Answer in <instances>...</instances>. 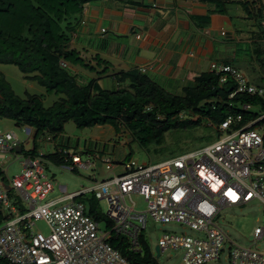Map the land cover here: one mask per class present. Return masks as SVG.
Instances as JSON below:
<instances>
[{
  "label": "built area",
  "instance_id": "built-area-1",
  "mask_svg": "<svg viewBox=\"0 0 264 264\" xmlns=\"http://www.w3.org/2000/svg\"><path fill=\"white\" fill-rule=\"evenodd\" d=\"M258 4L264 39V8ZM208 72L218 77L219 85L227 78L234 83L228 98L247 94L264 100V90L250 86L231 66L211 63ZM249 108L241 106L245 111ZM262 120L264 113L199 151L157 164L136 165L127 160L121 164V175L44 204H39L40 200L52 189L43 174L42 160L24 157L20 175L7 178V184L24 201L28 212L0 227V259L8 264H130L106 241L111 234L123 235L129 249L137 252L139 234L148 217L153 223H175L196 234H163L157 240L158 256L167 250L179 252L175 264L216 261L223 246L227 248L228 264H264V250L234 245L217 223L224 208L242 206L251 200L264 206V133L254 129ZM232 122L238 124L240 117L226 116L218 123L217 131L228 130ZM15 144L10 134L0 132V154L8 153ZM62 156L64 163L70 158L76 168L94 163H81L68 151H62ZM96 159H100L105 170L115 167L107 158H92ZM6 191L0 182V212L9 207ZM86 192L107 204L104 217L109 229L104 233L98 230L97 221L88 216L85 205L76 200ZM131 194L142 198L143 212H135L133 204L128 206L126 199ZM36 220L47 226L46 236L32 229ZM252 236L254 240H264V227H254Z\"/></svg>",
  "mask_w": 264,
  "mask_h": 264
},
{
  "label": "trees",
  "instance_id": "trees-1",
  "mask_svg": "<svg viewBox=\"0 0 264 264\" xmlns=\"http://www.w3.org/2000/svg\"><path fill=\"white\" fill-rule=\"evenodd\" d=\"M93 1L0 0V65L15 67L25 82L34 83L44 91V95L24 93L19 97L0 73V120H9L14 127H24L28 132H23L27 138L24 143L31 145L28 149L15 139L20 148V159L37 155L40 149L36 143L38 137H42L39 141L57 138L67 122L79 130L108 126L115 135L123 128L144 147L159 144L167 131L194 128L200 119L216 126L226 116H239L238 124L243 126L258 118L254 113L242 110V105L264 110V100L257 96L235 94L228 98L235 88L234 83L227 78L219 85L218 77L209 72L199 74L181 94L174 95L151 81L144 74V68L114 71L97 57L93 59L94 67H90L89 62L72 49L71 41L83 23L80 16L84 6ZM209 1L224 3L222 0ZM252 8L261 20V7ZM76 65L99 77L107 74L110 78L108 89H102L97 78L77 81L75 71L68 70ZM48 95L56 98L44 107L42 98ZM8 154L15 159L18 156L13 149ZM42 158L54 166L64 164L56 151L42 154ZM6 177L0 168L3 186L8 182ZM77 200L85 205L88 216L98 221L91 200H85L83 196ZM101 219L107 224L104 216ZM2 220L0 212V222ZM106 242L130 264H156L140 234L137 252L129 249L123 235L111 234ZM0 264L8 263L0 259Z\"/></svg>",
  "mask_w": 264,
  "mask_h": 264
},
{
  "label": "rangeland",
  "instance_id": "rangeland-1",
  "mask_svg": "<svg viewBox=\"0 0 264 264\" xmlns=\"http://www.w3.org/2000/svg\"><path fill=\"white\" fill-rule=\"evenodd\" d=\"M259 1L264 8V0ZM228 9L231 18H236L238 9ZM224 22L226 24V29L232 27L226 22V20ZM234 24L236 27L241 29L244 28V25H242L241 21L239 20L235 21ZM225 28L223 31H225ZM253 30L257 32L256 26H253ZM82 38L83 37L80 35L79 29H76V34L72 38L73 43L71 44V47L72 49L79 48V50L75 49L78 51V54L82 52L80 49H83L84 52L81 54L84 57H87V61L90 60V56L87 52H85L87 49L84 45L80 47ZM87 51L90 50L88 49ZM245 54L248 55V53ZM258 59V61L264 60V57L262 59L258 57ZM252 60H254L253 57ZM231 61L232 62H229V66L236 70L238 69V71L243 75L245 81L250 86L260 89L259 81L253 79L254 74L251 71V68H248L247 65L243 63L241 57L238 56ZM251 63L254 67L257 66L253 61H251ZM72 68L77 70L75 72L77 81L85 82L88 79L87 77L94 78L93 73H90V71L83 66H71L70 69L68 68L69 72H74ZM0 73L9 83L15 95L19 97H23L24 93L30 95H44V91L41 87L34 83L25 82L22 79V75L16 70L15 67L10 65H0ZM255 83L259 86H255ZM100 87L104 90L108 89L103 88L102 86ZM112 89H114L113 86ZM55 98L56 96L54 95L43 96V106H49L53 101H55ZM247 112L254 113L257 117H259V115L264 113V110L259 109L257 106H253L250 107ZM256 120L257 118L254 121ZM217 125H209L206 120L200 119L199 125L195 126L194 128L167 131L162 135V139L159 144L152 143L141 147L134 139L131 138L129 132H125L123 128L120 129L121 132L115 135L108 126H103L100 129L91 128L79 130L76 129L72 123L67 122L64 124L62 134L57 136V138L52 139V143L56 145L67 146V149L80 156L81 163H85L86 161L93 163L92 157L103 156L108 158V160L113 161L115 167L109 171L105 170L99 159L94 161L93 166H88L87 168H75L72 171L66 170V166L61 167L51 164H44L42 167L43 174L46 181L51 185L52 191L48 192L44 198L40 200L39 204L54 201L63 195L89 190L100 182L112 179L113 176L121 175L123 173L121 164L126 161L127 156H129L128 159L133 161L136 165L157 164L164 160L171 159L186 153L199 151L200 149L216 142L219 137L221 138L226 134H232L237 129L242 127L241 124L232 122V125L228 130L219 132L217 131ZM23 129L24 127H14L9 120H0V132H10L18 139L19 142L22 143L23 148L26 150L31 145L30 142H28V144L24 143L27 138L23 133ZM254 129L258 133H264V123L259 124V126H255ZM41 139V136L38 137L36 143L38 146H40V151L43 153H48V145H46L47 147H43L42 144L45 143V139L39 141ZM86 151L89 152L84 154ZM19 157L20 155H18L15 159L13 158L12 154H0V163H2L1 168L6 170L8 179L18 174L20 169L18 164L20 160ZM6 195L8 198V206L12 207L13 210L11 211L8 207L7 209L1 211L4 220L0 222V227L3 226L6 221L14 219L28 212L24 201L17 197L14 190H7ZM83 199L91 200L93 203L94 212L99 217L97 221L98 230L101 233H104V231L109 229V225L105 224L101 219L103 216H105L107 211L106 202L104 200L95 199L92 192L83 193ZM126 203L128 206L133 204V210L135 212H143L145 210V203L143 202L142 198L135 194H131L129 199H126ZM217 223L225 232L228 240L234 245L240 247H249L257 251L264 250V240H254L252 236V230L254 227H264V206L257 200H251L250 202L238 207L224 208L219 212ZM32 229L34 231L40 232L44 236L48 234V228L42 220L34 221ZM163 234H175L179 236L187 235L190 237L196 236L194 232L190 231L184 226L175 223H153L147 217L145 228L141 231L140 235L156 264H173L179 254L177 251L167 250L155 258L154 247L157 240ZM227 254V248L223 246L222 253L220 254L218 260L211 261L206 264H228Z\"/></svg>",
  "mask_w": 264,
  "mask_h": 264
},
{
  "label": "crops",
  "instance_id": "crops-1",
  "mask_svg": "<svg viewBox=\"0 0 264 264\" xmlns=\"http://www.w3.org/2000/svg\"><path fill=\"white\" fill-rule=\"evenodd\" d=\"M222 1L95 0L84 6L80 16V47L90 50L85 51L90 67L97 57L114 71L144 68L151 81L174 95L181 94L193 78L207 73L211 63L229 65L239 56L259 81L260 86H255L264 90V60L258 61L264 57V39L260 18L252 8L260 1ZM228 8L238 9L237 19L231 18ZM225 20L231 28H225ZM234 20L241 21L244 28L236 27ZM106 75L94 73V78L107 88L110 78Z\"/></svg>",
  "mask_w": 264,
  "mask_h": 264
},
{
  "label": "clouds",
  "instance_id": "clouds-1",
  "mask_svg": "<svg viewBox=\"0 0 264 264\" xmlns=\"http://www.w3.org/2000/svg\"><path fill=\"white\" fill-rule=\"evenodd\" d=\"M23 132L25 133V134H28V132H27V130L24 128L23 129ZM2 133H7V134H10L11 136H12V138L13 139H16V137L14 136V135H12L10 132H2ZM52 139H50V138H47V139H45L44 141H45V143L44 144H42L43 145V147H47L46 145H48V149H49V152L48 153H52L53 151L55 152H57V153H60V158L62 159L63 158V156H62V151H68L71 155H75V156H77L78 157V159L80 160V156L78 155V154H75L74 152H72L71 150H69V149H67V146H61V145H56V144H54V143H52L53 141H51ZM15 147H17L16 146V144L12 147V149L13 148H15ZM9 153V152H8ZM8 153H4V154H8ZM20 153V152H19ZM19 153H15V154H17V155H19ZM42 154H46V153H43L42 151H40V149L39 150H37V155H35L34 157H32V158H35V157H39L41 160H42V165H44V164H51V163H49L48 161H46L45 159H43L42 158ZM40 155V156H39ZM88 156V155H87ZM90 156V155H89ZM32 158H30V159H32ZM21 160L22 159H20L19 160V162H18V164H19V166H20V169H19V171H18V174L17 175H15V176H13V177H18L19 175H20V170H21V165H20V162H21ZM69 161V163H67ZM67 162H65L64 164H62V165H59V166H61V167H63V166H66V170H68V168H72L71 170H68V171H72L73 169H75L76 167H74V166H72V163H71V160H70V158H68L67 159ZM113 164H114V162L113 161H111ZM1 165H2V163H0V168H1ZM52 165V164H51ZM115 165V164H114ZM43 167V166H42ZM2 169V168H1ZM2 171L4 172V173H6V170L4 169H2ZM12 177V178H13ZM7 178V177H6ZM12 178H10V179H12ZM4 186H6V189L7 190H10V188H9V186H8V184L6 183V185H4ZM52 189V188H51ZM69 195V194H68Z\"/></svg>",
  "mask_w": 264,
  "mask_h": 264
},
{
  "label": "water",
  "instance_id": "water-1",
  "mask_svg": "<svg viewBox=\"0 0 264 264\" xmlns=\"http://www.w3.org/2000/svg\"><path fill=\"white\" fill-rule=\"evenodd\" d=\"M13 150H14L15 153H19L20 152V148L18 146L13 148ZM154 255H155V258L158 257V250H157L156 246L154 247ZM177 260H178V257L176 258V260L174 261L173 264H175L177 262Z\"/></svg>",
  "mask_w": 264,
  "mask_h": 264
}]
</instances>
